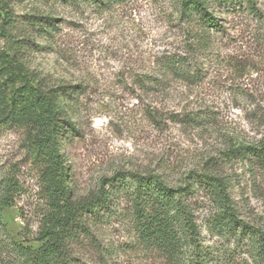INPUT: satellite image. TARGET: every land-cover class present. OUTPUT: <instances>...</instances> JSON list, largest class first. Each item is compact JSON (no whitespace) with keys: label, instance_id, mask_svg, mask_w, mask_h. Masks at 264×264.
Returning a JSON list of instances; mask_svg holds the SVG:
<instances>
[{"label":"rangeland","instance_id":"1","mask_svg":"<svg viewBox=\"0 0 264 264\" xmlns=\"http://www.w3.org/2000/svg\"><path fill=\"white\" fill-rule=\"evenodd\" d=\"M5 3L13 21L5 24L0 9L1 97L22 84L7 63L14 51L33 85L79 86L61 112L76 131L58 140L75 198L117 172L154 173L172 186L192 171L214 173L225 177L236 216L264 230V165L223 156L264 137V0L253 13H219L223 29L212 30L203 49L180 19L179 0H0V8ZM49 17L54 28L37 24ZM170 57L185 61L177 74L164 72ZM29 128L0 121V180L13 174L20 186L13 205L0 207V264L20 259L14 243L38 244L31 238L47 207ZM125 179L116 183L132 187ZM115 186H106L109 206L91 241L75 243L76 254L87 264H158L134 249L130 205ZM188 200L208 264H263L247 234L225 225L218 195L200 188ZM183 249L184 260L191 251Z\"/></svg>","mask_w":264,"mask_h":264},{"label":"trees","instance_id":"2","mask_svg":"<svg viewBox=\"0 0 264 264\" xmlns=\"http://www.w3.org/2000/svg\"><path fill=\"white\" fill-rule=\"evenodd\" d=\"M80 1L105 4L121 0H74V3ZM179 7L180 19L188 24V33L197 49L209 45L212 30L223 29L219 16L222 11H257L256 0H179ZM0 9L3 11V22L11 23L13 12L8 9V4H3ZM54 21L55 18L49 17L37 24L54 28ZM4 32L12 42L16 41L5 27ZM14 52L7 63L19 72L22 84L13 91L9 100H5L1 97L3 82L0 81V121L10 126L31 127L33 135L28 142L33 158L43 165L41 176L47 207L31 238L38 244L31 247L14 243L21 257L6 264H87L76 254L74 245L84 238L91 241L92 226L101 221L111 199L112 191L106 186L113 184L130 205L134 249L139 250L145 258H154L158 264H208L209 252L198 239L195 206L188 200L201 188L219 196L223 209L220 217L225 225L245 232L264 260V230L236 216L226 179L219 174L192 171L182 185L172 186L154 173L117 172L103 178L96 192L75 198L69 184L67 156L64 151L58 150V140L63 131L70 134L76 131L74 123L63 118L61 112L65 111L66 101L74 97L79 86L44 88L33 85L28 72L14 60ZM184 63L181 57H170L162 65L164 72L177 74ZM61 150H64V146ZM223 156L225 159L244 158L254 165H264V137L257 144L234 145L224 151ZM125 178L134 183L132 187L122 188L119 185H127ZM19 191V182L13 174L1 179L0 207L13 205ZM185 246H190L191 253L183 260Z\"/></svg>","mask_w":264,"mask_h":264}]
</instances>
